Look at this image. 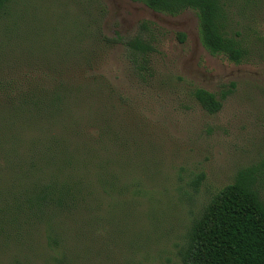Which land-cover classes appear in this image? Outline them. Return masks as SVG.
Masks as SVG:
<instances>
[{"label": "rangeland", "instance_id": "374dc122", "mask_svg": "<svg viewBox=\"0 0 264 264\" xmlns=\"http://www.w3.org/2000/svg\"><path fill=\"white\" fill-rule=\"evenodd\" d=\"M223 3L225 29L246 53L240 63L206 49L194 9L171 15L140 0H14L0 20L2 72L47 85L70 57L75 83L96 80L70 131L99 158L68 180L88 196L85 207L37 215L25 199L30 180L57 190L64 166H8L0 156V264H183L193 223L241 169L261 166L264 201V0ZM136 36L150 44L146 63L125 45ZM59 49L68 59L55 62ZM198 89L213 93L220 109H205ZM54 130L64 147V125ZM33 133L19 154H33Z\"/></svg>", "mask_w": 264, "mask_h": 264}, {"label": "trees", "instance_id": "16d2710c", "mask_svg": "<svg viewBox=\"0 0 264 264\" xmlns=\"http://www.w3.org/2000/svg\"><path fill=\"white\" fill-rule=\"evenodd\" d=\"M140 1L152 10L171 15L181 14L188 9L196 10L202 42L207 50L212 54H225L237 63L245 57L240 42L229 36L225 29L223 0ZM13 2L0 0V20L10 14ZM9 33L6 31V36ZM125 45L134 52L138 62L142 60L146 63L151 47L145 38L136 36L127 40ZM60 55L65 56L64 61L68 59L59 49L55 62ZM54 60H47V63L51 64ZM74 64L80 67L82 61ZM68 65L63 75L57 74L47 85H33L31 75L16 79V76L2 72L5 69L0 66V156L7 159L8 166H64V187H55L57 190L50 184L44 186L41 178L30 180L31 189L25 192V199L30 213L37 215L56 209H62L64 213L74 212L85 207L88 196L83 195L81 186L76 187L77 184L72 185L68 180L82 166H90L99 158L94 147L79 142V135L72 136L73 130L70 129L75 131L78 123L74 120L80 121L77 117L81 115L85 98L88 104L93 97L88 92L92 93L96 80L91 83L88 80L86 85L81 81L75 83L68 76L71 73ZM195 95L208 111L220 109L221 104L213 93L198 89ZM63 125L64 147L60 148L53 130ZM27 131L40 133V137L33 136L30 140L28 148L33 154L29 157L18 152L25 142ZM47 168L41 172L45 173ZM261 172V166L241 169L235 181L215 195L193 223L189 240L180 251L183 264H264V201L257 189ZM30 173L25 172L27 176ZM3 195L0 190L1 199ZM3 229L0 224V235Z\"/></svg>", "mask_w": 264, "mask_h": 264}]
</instances>
